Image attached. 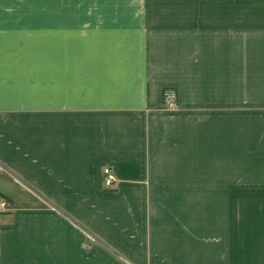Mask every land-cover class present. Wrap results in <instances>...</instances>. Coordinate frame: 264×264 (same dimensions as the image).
<instances>
[{
	"label": "crops",
	"instance_id": "obj_1",
	"mask_svg": "<svg viewBox=\"0 0 264 264\" xmlns=\"http://www.w3.org/2000/svg\"><path fill=\"white\" fill-rule=\"evenodd\" d=\"M1 11L0 264H264V0Z\"/></svg>",
	"mask_w": 264,
	"mask_h": 264
},
{
	"label": "rangeland",
	"instance_id": "obj_2",
	"mask_svg": "<svg viewBox=\"0 0 264 264\" xmlns=\"http://www.w3.org/2000/svg\"><path fill=\"white\" fill-rule=\"evenodd\" d=\"M112 1H127L129 3H132L142 2L145 0H0V4L8 5L10 9H13V11H1V13L10 15L9 18L16 20L17 26L19 22H23V20H25L26 23L30 22L27 23L26 27L24 28L28 33L26 38H17L16 41L13 42V44H9V47L8 44H4L1 49H10L17 52L24 51L27 56H30L33 65H39V52L43 49V46L44 50L46 49V47L49 51L55 49V45L50 41H48V43L46 44V42L41 43L40 40L39 33L41 27H43L42 20L43 18H45V14L49 13L48 11H45L46 4H48L49 7L55 3H78L82 6L88 3L97 4ZM27 30H29L30 32ZM17 60L23 61V59L21 58ZM24 60L26 59L24 58ZM214 190L215 182H191V194L194 201L193 205H195L197 200H199L201 192L203 193L207 191L209 207L214 206Z\"/></svg>",
	"mask_w": 264,
	"mask_h": 264
},
{
	"label": "built area",
	"instance_id": "obj_3",
	"mask_svg": "<svg viewBox=\"0 0 264 264\" xmlns=\"http://www.w3.org/2000/svg\"><path fill=\"white\" fill-rule=\"evenodd\" d=\"M175 94L173 92L167 91L165 93V102L168 107H174L175 106ZM103 174V184L107 189H114L116 188L117 183V177L115 173L113 172L112 168L109 166H104L102 169ZM2 207H7V203L5 201H2L1 203Z\"/></svg>",
	"mask_w": 264,
	"mask_h": 264
}]
</instances>
